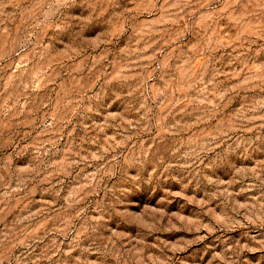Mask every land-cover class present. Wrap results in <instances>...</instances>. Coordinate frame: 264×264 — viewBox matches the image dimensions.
Instances as JSON below:
<instances>
[{
    "label": "rangeland",
    "instance_id": "374dc122",
    "mask_svg": "<svg viewBox=\"0 0 264 264\" xmlns=\"http://www.w3.org/2000/svg\"><path fill=\"white\" fill-rule=\"evenodd\" d=\"M0 264H264V0H0Z\"/></svg>",
    "mask_w": 264,
    "mask_h": 264
}]
</instances>
